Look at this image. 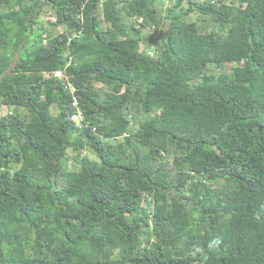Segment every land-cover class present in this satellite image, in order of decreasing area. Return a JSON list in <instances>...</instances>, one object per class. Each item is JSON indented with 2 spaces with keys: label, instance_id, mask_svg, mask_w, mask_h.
<instances>
[{
  "label": "trees",
  "instance_id": "trees-1",
  "mask_svg": "<svg viewBox=\"0 0 264 264\" xmlns=\"http://www.w3.org/2000/svg\"><path fill=\"white\" fill-rule=\"evenodd\" d=\"M162 1L0 0V264H264V0Z\"/></svg>",
  "mask_w": 264,
  "mask_h": 264
},
{
  "label": "rangeland",
  "instance_id": "rangeland-1",
  "mask_svg": "<svg viewBox=\"0 0 264 264\" xmlns=\"http://www.w3.org/2000/svg\"><path fill=\"white\" fill-rule=\"evenodd\" d=\"M172 3H174V2L173 1H170V0H163L162 3H158L157 4V7L159 8V10H161V17L164 18L166 16L167 9L172 5ZM183 6L186 7V4L183 3ZM176 12H179V9H176ZM185 18H186V21H189V22H191V21L198 22L199 27L202 28V29H204V31H207V30H209L212 27V23H210V22L204 23L203 20H202V18L196 12L191 13L190 15H188ZM42 19H43L44 22L45 21H50V20L52 21V20H54L53 19V16H52V13H50V12L47 13V14L42 15ZM102 27L105 28L106 25L103 24ZM58 31H61V30H55L56 33ZM167 31H168V21H166V20L163 21L162 20V25L159 26L158 28H156L154 30L153 35L154 36H160L162 34H166ZM144 33H146V31ZM152 43H153V41H150V43H148V45H152ZM142 49H143L142 48V45H140V50H142ZM231 68L232 67L230 65H226L222 70L224 72H226V73H229L231 71ZM211 72L217 75V74H219L221 72V70L220 69H213V70L211 69ZM50 112H51L52 115H55L56 112H57V110H56L55 107H52L51 110H50ZM0 113L1 114H6L7 113V110L1 109L0 110Z\"/></svg>",
  "mask_w": 264,
  "mask_h": 264
},
{
  "label": "built area",
  "instance_id": "built-area-1",
  "mask_svg": "<svg viewBox=\"0 0 264 264\" xmlns=\"http://www.w3.org/2000/svg\"><path fill=\"white\" fill-rule=\"evenodd\" d=\"M200 1H204V0H200ZM211 2H213V0H210ZM143 24V18L139 17L136 19V24H135V28L136 29H141V25ZM43 76L48 78V77H55V78H62L65 81V88L69 90L70 94H71V102H70V106L72 108V112L68 118V120L79 130L85 129L89 126V124L87 123V121L85 120L84 114L81 110V107L79 105V101L78 98L76 97L75 93H76V89L75 87L68 82V77L65 76V74L62 71H54V72H45L43 73ZM1 115V114H0ZM91 131L96 134V129L95 127L91 128Z\"/></svg>",
  "mask_w": 264,
  "mask_h": 264
},
{
  "label": "water",
  "instance_id": "water-1",
  "mask_svg": "<svg viewBox=\"0 0 264 264\" xmlns=\"http://www.w3.org/2000/svg\"><path fill=\"white\" fill-rule=\"evenodd\" d=\"M260 129V128H259ZM136 162H137V159H136Z\"/></svg>",
  "mask_w": 264,
  "mask_h": 264
}]
</instances>
